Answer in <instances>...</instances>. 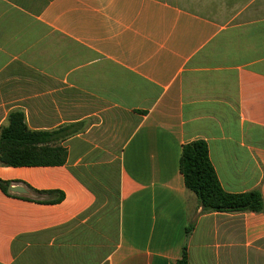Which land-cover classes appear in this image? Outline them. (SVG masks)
Here are the masks:
<instances>
[{
	"label": "crops",
	"instance_id": "1",
	"mask_svg": "<svg viewBox=\"0 0 264 264\" xmlns=\"http://www.w3.org/2000/svg\"><path fill=\"white\" fill-rule=\"evenodd\" d=\"M13 111L67 160L0 166L28 192L0 188V264H264V209L204 212L180 171L203 140L264 201V0H0Z\"/></svg>",
	"mask_w": 264,
	"mask_h": 264
},
{
	"label": "trees",
	"instance_id": "2",
	"mask_svg": "<svg viewBox=\"0 0 264 264\" xmlns=\"http://www.w3.org/2000/svg\"><path fill=\"white\" fill-rule=\"evenodd\" d=\"M7 123L0 132V166L54 167L66 163L67 150L51 144V138L65 129L32 131L21 111L11 112ZM180 171L186 188L197 196L204 212H261L264 209L262 195L257 191L231 194L223 189L211 163L208 145L203 140L183 146ZM10 185L11 182L0 179L4 193L8 194ZM178 264H188L186 249Z\"/></svg>",
	"mask_w": 264,
	"mask_h": 264
},
{
	"label": "water",
	"instance_id": "3",
	"mask_svg": "<svg viewBox=\"0 0 264 264\" xmlns=\"http://www.w3.org/2000/svg\"><path fill=\"white\" fill-rule=\"evenodd\" d=\"M10 192H12L14 194H21V195L28 193L27 190L20 185L10 187Z\"/></svg>",
	"mask_w": 264,
	"mask_h": 264
}]
</instances>
